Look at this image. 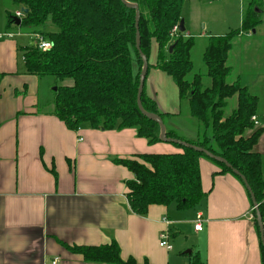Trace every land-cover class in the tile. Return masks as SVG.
Masks as SVG:
<instances>
[{
  "label": "crops",
  "instance_id": "crops-1",
  "mask_svg": "<svg viewBox=\"0 0 264 264\" xmlns=\"http://www.w3.org/2000/svg\"><path fill=\"white\" fill-rule=\"evenodd\" d=\"M10 4L0 0V264H103L86 262L62 243L113 241L123 259L138 264H191L196 254L206 264H262L245 186L230 173L213 177L220 168L207 158L200 165L208 195L195 210L174 203L151 205L145 215L131 210L126 182L134 176L114 158L178 150L166 142L150 145L131 128H68L52 112V83L26 73L29 44L18 38L21 29L8 30ZM248 5L260 21L233 39L227 79L258 97L256 126L263 134L254 151L263 157L264 176V0H185L183 19L187 35L208 40L241 27ZM147 92L162 111H179L178 88L157 67L149 71ZM198 214L202 231L195 230ZM164 231L170 250L160 246Z\"/></svg>",
  "mask_w": 264,
  "mask_h": 264
},
{
  "label": "trees",
  "instance_id": "trees-1",
  "mask_svg": "<svg viewBox=\"0 0 264 264\" xmlns=\"http://www.w3.org/2000/svg\"><path fill=\"white\" fill-rule=\"evenodd\" d=\"M14 9H28L17 25L12 11L8 12V30L32 28L35 36L50 42L42 49L34 43L23 48L27 74L48 80L53 99L49 102L53 114L68 128L77 130L83 125L93 129H135L137 135L150 145L163 142L160 126L141 113L137 104L140 73L143 61L136 43V10L122 0H9ZM140 8L139 31L141 51L148 58L149 71L157 67L172 77L178 88V112L162 111L147 92V78L142 93L143 108L159 115L169 138L204 148L226 159L240 171L255 195L264 226L263 157L254 151L263 129L252 117L256 115L258 97L239 82H228L231 68L227 58L232 41L243 32L253 30L260 19L254 6L248 5L240 28L224 35H210L203 52L206 76L194 72L192 51L196 39L186 31L172 37L174 26L183 19L185 0H126ZM173 46V51L169 49ZM155 52V53H154ZM155 64H151L152 56ZM138 71H135V65ZM148 71V74H149ZM71 80L72 84L63 83ZM52 91V89H51ZM237 99V107L226 113L229 100ZM189 104L192 131H184L177 121L182 120V104ZM179 125V126H178ZM250 132V133H249ZM167 143V142H166ZM178 150L171 153H137L116 157L114 162L133 173L128 180L127 198L131 210L145 215L151 205L176 204L179 210L196 207L206 199L203 189L200 159L207 158L219 168L217 174L233 173L225 164L205 153L182 144L171 143ZM56 173L55 170H51ZM246 188V186H245ZM247 190V188H246ZM252 201L251 194L247 190ZM253 204V203H252ZM254 224L260 238L257 212L252 206ZM73 253L86 262L103 264H138L133 257L126 260L116 241L106 245H68ZM264 264V247L260 239ZM147 264V263H145ZM191 264H206L198 254Z\"/></svg>",
  "mask_w": 264,
  "mask_h": 264
},
{
  "label": "water",
  "instance_id": "water-1",
  "mask_svg": "<svg viewBox=\"0 0 264 264\" xmlns=\"http://www.w3.org/2000/svg\"><path fill=\"white\" fill-rule=\"evenodd\" d=\"M122 1L127 6H129L131 8H134L136 10V29H137V32H136V43H137V49L139 50L140 56H141L142 61H143V66H142V70H141V73H140V79H139L138 94H137V104H138L139 110L141 111V113L143 115H145L149 119H151V120H153V121H155V122H157L159 124V126H160V139L163 142L178 143V144L184 145L185 147L193 148L194 150H196L198 152H203L209 158H211V159H213V160H215L217 162L225 164L229 169H231L233 171L234 174H236L237 176H239L241 178V180L244 182L247 190L251 194L252 203H253L254 208H255V210L257 212V222H258L259 231H260V239H261L262 245L264 247V226H263V223H262L261 214H260L259 209H258V204H257L256 198H255V195L252 192V189L249 186L248 181L245 178V176L242 175L240 173V171H238L237 169L233 168V166L226 159H224L223 157L215 155L214 153H212V152H210V151H208V150H206L204 148H201L199 146L190 144L188 142L180 141V140H177L175 138H169L167 136L166 125H165L163 119L159 115L154 114V113H149L143 108L141 97H142L145 81H146V78H147V75H148V71H149V61H148V58L142 53L141 48H140V46H141V36H140V31H139V21H140L141 13H140V8L138 7V5H135L133 3H129L126 0H122ZM22 11L24 13H28V9L22 8ZM14 21H15V23L17 25H19L22 22V19L16 17L14 19ZM179 30L181 32H185V30H186L185 29V20L184 19H182L180 21ZM169 51H170V53L173 51V46L170 47ZM54 90H56V87L54 88ZM188 253H191V250H189Z\"/></svg>",
  "mask_w": 264,
  "mask_h": 264
},
{
  "label": "rangeland",
  "instance_id": "rangeland-1",
  "mask_svg": "<svg viewBox=\"0 0 264 264\" xmlns=\"http://www.w3.org/2000/svg\"><path fill=\"white\" fill-rule=\"evenodd\" d=\"M7 1L10 2L9 0H7ZM10 5H11L10 11H12L13 14H15V11L17 9H14L12 4H10ZM235 29H237V28H235ZM21 31H22L21 37H18V38L20 40L26 41V43L29 45L33 44L34 39H35V36L33 34V29L24 27L21 29ZM206 43H208L207 39H197L196 44H195L193 51H192V60H193V64H194V72L201 73L204 76V85L208 86V85H210V79L208 76H206L207 68H206V65L203 63V60H202L203 52L207 46ZM135 71H138L137 64L135 65ZM228 79H227V81L229 82ZM47 80H52V79L48 78ZM63 83L70 85V84H72V81L67 79ZM48 84H49V81H48ZM55 87L56 86H51L52 91L51 90L49 91L50 96H51V100L53 99V96H54L53 91H54ZM45 89H47V87ZM236 107H237V99H236V97H233L229 100V104L226 107V113L230 114ZM181 117H182V120L180 121L179 118H177V121L181 124L184 131L186 130L189 132L191 130L192 132L189 133L188 135H190L191 137H194L195 133L193 132L194 128H193V123H192L194 121L192 120V118L190 116L189 104L187 101L183 102V104H182V115H181ZM197 206H199V204ZM189 210H195V209L191 208ZM173 242H174V240H173Z\"/></svg>",
  "mask_w": 264,
  "mask_h": 264
},
{
  "label": "built area",
  "instance_id": "built-area-1",
  "mask_svg": "<svg viewBox=\"0 0 264 264\" xmlns=\"http://www.w3.org/2000/svg\"><path fill=\"white\" fill-rule=\"evenodd\" d=\"M23 15H24V12L22 10L18 9V10L15 11V16L17 18L22 19ZM178 31H179V26L178 25L174 26V28L171 31L172 37H175L177 35ZM35 39H36V42L39 45V47L42 48V49H46V48H49L51 46L50 42L43 40L38 35L35 36ZM252 120H253V122H254L255 125L258 124V121H257L256 116H253L252 117ZM203 222H204L203 215L202 214H198L197 215V219H196V224H195V230L196 231H202V229H203ZM169 238H170V234H169L168 231L162 232L160 234V246L161 247H165L168 250L172 249V246L169 244V241H168ZM58 261L59 260L56 259L53 262V264H57Z\"/></svg>",
  "mask_w": 264,
  "mask_h": 264
}]
</instances>
